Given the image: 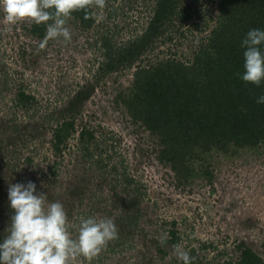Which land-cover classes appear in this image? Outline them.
<instances>
[{
  "label": "rangeland",
  "instance_id": "obj_1",
  "mask_svg": "<svg viewBox=\"0 0 264 264\" xmlns=\"http://www.w3.org/2000/svg\"><path fill=\"white\" fill-rule=\"evenodd\" d=\"M218 1L174 0V15L153 24L155 0H106L104 9H95L103 19L85 26L72 15L71 42L49 41L44 49L45 35L30 32L33 24L6 28L0 9V188L8 196L10 184L34 182L37 195L63 204L73 238L81 217L111 214L121 240L128 238L73 264H181L174 244L160 247L168 230L178 232L198 264L236 261L241 244L264 257V142L200 152L181 183L159 157V137L135 121L123 101L139 67L194 57L218 25ZM183 9L190 16L184 22L178 17ZM19 90L36 103L19 104ZM62 118L75 119L78 132L60 156L50 142ZM84 126L95 130L91 148L102 152V164L81 150ZM125 174L132 178L129 191L120 187ZM131 198L132 211H140L134 227L116 222ZM9 206L0 209V243L13 214H6Z\"/></svg>",
  "mask_w": 264,
  "mask_h": 264
},
{
  "label": "trees",
  "instance_id": "obj_2",
  "mask_svg": "<svg viewBox=\"0 0 264 264\" xmlns=\"http://www.w3.org/2000/svg\"><path fill=\"white\" fill-rule=\"evenodd\" d=\"M218 5V25L191 60L169 58L152 66L139 67L131 94L123 98L129 115L159 137L162 147L159 157L171 165L181 183L191 177V161L200 152L255 147L264 142V104L256 102L259 96L264 95V83L257 87L245 83L237 75L244 72L242 41L247 32L264 30V0H219ZM175 11L174 0H155L152 23L170 18ZM72 15L85 26L93 24V19L84 18L83 11ZM178 17L184 22L190 17L189 12L180 10ZM29 31L44 36L46 25L33 24ZM261 48L264 50V45ZM17 99L22 106L36 103L35 96L24 90H19ZM52 130V150L61 156L70 137L78 132L76 120L62 118ZM95 138L93 128L84 126L79 130L84 155L91 159L95 155L98 164H102L105 161L102 152L91 148ZM132 185V178L125 174L121 189H131ZM6 195L0 188L2 210L3 205H10ZM131 199L125 201L124 210L116 222L134 227L138 224L140 211H132L135 203ZM9 212L13 213L10 206L6 214ZM175 223L174 220L172 224ZM122 234L118 232L119 238L113 240V249L128 239L121 240ZM167 237L166 246L175 245L181 239L176 230H168ZM193 264H198L196 259ZM226 264H264V259L252 247L241 244L239 259H230Z\"/></svg>",
  "mask_w": 264,
  "mask_h": 264
},
{
  "label": "clouds",
  "instance_id": "obj_3",
  "mask_svg": "<svg viewBox=\"0 0 264 264\" xmlns=\"http://www.w3.org/2000/svg\"><path fill=\"white\" fill-rule=\"evenodd\" d=\"M106 0H0L5 26L21 22L46 25V34L39 44L44 49L49 41L71 42L72 33L68 21L77 11L85 13V19H103L95 9H104ZM199 44V41H197ZM264 30L252 29L242 41L244 72L237 74L245 83L257 87L264 83ZM264 104V95L257 98ZM36 184L29 181L12 183L8 200L13 214L7 235L0 243V264H73L78 257L89 261L118 239L114 218L81 217L75 225L78 235L69 232V221L63 204L49 203L44 192L36 194ZM167 234L159 237L161 247L167 245ZM173 253L183 264H193L195 257L181 243L172 246ZM264 259V257H261Z\"/></svg>",
  "mask_w": 264,
  "mask_h": 264
}]
</instances>
